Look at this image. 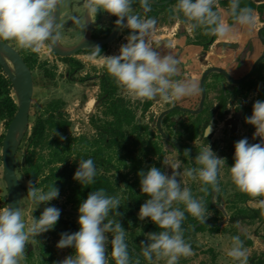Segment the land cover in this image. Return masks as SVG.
<instances>
[{
	"label": "clouds",
	"instance_id": "clouds-1",
	"mask_svg": "<svg viewBox=\"0 0 264 264\" xmlns=\"http://www.w3.org/2000/svg\"><path fill=\"white\" fill-rule=\"evenodd\" d=\"M137 0H82L85 9L83 18L73 15L70 19L84 31L88 23L100 13L116 17L115 25L120 30H128L126 43L122 44L119 54L101 56V48H93L92 58L98 59L122 88L126 97L141 102L183 100L198 95L201 91L197 82L173 79L178 71L180 60L171 52H163L159 45L154 46L151 39L155 30L154 18H141L135 14ZM219 0H176L175 13L189 31L203 28L206 34L225 38L233 34L237 27L251 30L255 25L253 10L242 7V0H228L226 21L217 9ZM149 0H144L145 6ZM64 0H0V41H15L22 48L34 53L40 52L47 43L55 47L59 41L61 24L56 13ZM245 122L255 128L253 138L259 143H249L242 138L234 144L233 164L229 167L230 177L236 188L251 197H264V100L253 104L252 114ZM211 123L204 132V138L210 135ZM65 139L55 128L51 137ZM50 137V138H51ZM176 150V149H175ZM184 155L191 157L189 150ZM198 167L184 171V175L202 184L200 191H219L218 176L225 158L213 151L210 144L195 156ZM170 168L167 174L156 166L146 171L140 170L141 193L147 199L141 205L138 219H149L159 232L145 233L141 241L139 255L154 264L165 260L166 264H179L181 257L193 254L192 247L184 239L182 223L185 212L204 222L211 215L202 198H195L190 188L183 186L180 178L181 161H163ZM97 167L92 158L79 159L73 179L83 187L95 183ZM179 177V180L177 179ZM58 187L50 185L48 189L38 190L29 181L27 196L34 211L41 205H48L59 197ZM264 205V199L260 200ZM183 204L184 208L174 207ZM121 201L108 195L103 188L88 194L78 208L79 230L74 233H61L56 244L58 249L71 248L73 253L56 264H108L107 251L111 245V256L115 264H131L129 244L126 242V230L120 220L108 219L113 210L119 217ZM207 214V216H206ZM61 210L54 205L45 207L39 217L33 215L26 223L20 207L9 203L0 208V264H20L30 239H37L44 233L54 230ZM111 234L109 238L108 234ZM227 255L240 264H247V250L239 235L232 237V245Z\"/></svg>",
	"mask_w": 264,
	"mask_h": 264
},
{
	"label": "trees",
	"instance_id": "trees-1",
	"mask_svg": "<svg viewBox=\"0 0 264 264\" xmlns=\"http://www.w3.org/2000/svg\"><path fill=\"white\" fill-rule=\"evenodd\" d=\"M142 1L137 0L135 5L140 6ZM218 3L223 7H228V0H219ZM175 4L176 0L168 5H151L150 7H155L156 10L151 11L150 16L157 15L162 10L166 11L167 15H171L174 13V10L170 6H175ZM241 6L254 9L255 3L253 0H242ZM259 10L260 12L264 11V4L259 6ZM202 34L203 36L206 34L204 29ZM210 36L212 37V35ZM23 57L31 71H34L36 57L33 54L30 56L24 55ZM60 58L67 62L72 67V70L80 69L83 66L81 61L75 60L72 57ZM42 69L46 76H52V73L48 69H44L43 67ZM102 72L100 76V94L98 96V107L101 109L100 116L97 115L96 118L92 116L90 119L91 124L97 132V137L89 140L85 137L76 139L69 135L66 136V128L70 125V122L62 118L60 108L64 105V101L60 99L53 100L49 103L48 108L50 110L47 117L43 118L41 115H37L32 123L29 134L22 141L24 146L21 155L22 163L20 167L16 163V170L18 176L31 181L35 187H40L42 190L46 191L53 184L59 188L60 192L68 190L67 202L75 210L79 208L80 203L87 198L90 192L101 188L108 195L118 197L121 201L118 211L123 213V215L119 217L113 210L109 213L108 219L120 220L126 230V235L132 238V240L126 238L130 249L131 264H147L143 257L139 255L141 249L140 243L146 239L142 234L159 232L162 229L158 228L149 219L144 221L138 219L139 209L147 199V196L141 193L138 172L140 170L146 171L151 166V164L144 162L143 157L161 155V148L156 142L152 141V137L155 135L153 131H150L149 126L137 122L136 111L129 105V101L118 93L119 86L115 79L108 74L106 68L103 67ZM147 106L148 104H146L145 108ZM16 109L15 99L12 96L11 82L4 75L0 66V121L5 120L6 127ZM53 128L59 133L61 132L60 130H65L63 133H60L65 139L61 140L57 136L51 137ZM190 134L189 137L193 138L196 132ZM3 137L4 134L0 135V148ZM76 141H78L77 144H75ZM19 151L20 148L18 153ZM73 153H75V158L73 161H69ZM88 158H92L95 161L97 176L94 184L83 187L73 179V176L78 167L79 159ZM114 160H116V163H114ZM153 165L161 169L159 162H155ZM121 169L127 171L122 172L120 171ZM130 174L134 175L132 179L129 178ZM201 186L202 184L200 188ZM22 188L24 191L23 185ZM200 188L197 193L198 195L194 197L198 199L202 198L208 208L219 211L210 200L213 192L211 186H209L208 193L201 192ZM241 196L244 197L243 201L250 199V196L244 195V193ZM183 208L184 206L181 207V209ZM41 213L42 211L39 210L33 211V215L36 217H39ZM262 214L264 215V209L238 210L234 216L229 217V221L237 223L239 219H244L245 216L254 219ZM262 220H264V217H262ZM199 221V219L192 218L190 214L185 212V219L182 223L183 235L185 241L191 246L193 244L188 240V236L190 235L188 230H191ZM217 221L215 218L213 221L215 223L213 224L203 222L200 226L196 227L194 233L204 231L207 228L211 232H219L220 225L216 223ZM134 228L140 229L139 235L133 233L132 230ZM78 230L79 224L77 222L60 217L54 230L47 233L53 237L60 238L61 233H74ZM108 234L111 236L110 233ZM106 254L108 264H115L111 256L110 243ZM39 264L54 263L49 258L48 260L43 259Z\"/></svg>",
	"mask_w": 264,
	"mask_h": 264
},
{
	"label": "rangeland",
	"instance_id": "rangeland-1",
	"mask_svg": "<svg viewBox=\"0 0 264 264\" xmlns=\"http://www.w3.org/2000/svg\"><path fill=\"white\" fill-rule=\"evenodd\" d=\"M67 2V1H66ZM66 8V4H63L61 7L62 9ZM77 11V10H76ZM106 16H102V20ZM102 22V21H101ZM66 27L65 21L63 22V26L60 29V36L64 42H72L76 39L78 35L77 32H73V36L69 35L68 33L64 32ZM201 28H198L194 31L193 34H196L200 31ZM128 35V30L121 31L120 35L113 41L116 43V49H120V46L126 43V37ZM13 42L15 48L21 51L22 56L28 55L30 56L33 54L36 57V64L35 69L32 71L33 73V80H34V94L33 100L31 105L30 111V130L33 121L35 120L37 115H41L43 118L47 117L49 103L53 100L60 99L64 101V105L60 108L62 113V118L69 121L70 125L66 128V136H72L76 139L80 137H85L89 139L90 136L94 135V129L90 124H87V119L96 115H100V108L98 107L99 104V94H100V76L102 75L103 67L101 66L100 62L97 59L92 58V53H87L86 51H82L76 55H74L75 60L82 61L83 66L80 69L72 70L71 66L63 61L60 57L56 56L51 50L48 44L46 43L44 47L41 48L40 52L34 53L31 50L22 49L20 48L15 41ZM112 42V43H113ZM109 45V44H108ZM119 45V46H117ZM106 53V51H105ZM104 53V54H105ZM119 54V51L117 52ZM24 54V55H23ZM112 54V53H111ZM110 54V55H111ZM117 55V54H116ZM104 56V55H103ZM48 69L52 76L48 77L44 74L43 69ZM119 94L124 95L122 88L119 86ZM12 96L13 93H12ZM125 96V95H124ZM91 97H96L97 107L88 106L87 102ZM126 97V96H125ZM132 102V105H136L140 100L134 99L130 96L126 97ZM158 103L160 99H157ZM155 103V109L160 108V104ZM164 102H162L163 105ZM131 106V103H130ZM87 107V109H85ZM90 109V110H89ZM234 110V108H233ZM99 111V112H98ZM148 118H141L140 121L148 122L150 125V129L155 132V140L157 143L160 144L162 149H164L166 142L164 139L160 138L158 131L155 127V114L147 113ZM226 114H230V118H227ZM235 115H238L236 109L232 112L230 109L222 115V117L217 116V120H212L215 128L217 129L216 136H220L219 142L214 144V142L206 141L202 142V145L205 147L210 144L211 148L214 152H216L220 157L225 158L226 163L223 164L220 168L219 177L221 178V187L218 198L215 197V200L221 204H225L227 208L230 209L228 205L227 199L232 195V191H235L234 183L230 177L229 167L233 164V154H234V144L242 138H248L249 143H259V138H253L254 130H248L246 127L243 129L237 128V130L231 132L228 130L229 124H239V121L234 122ZM229 116V115H228ZM204 116H202L203 118ZM178 120L176 124L172 127L174 130V138L177 141H186L188 140V134L182 132V135H178L181 131L182 126L180 125V121H185L190 119L189 116H184L181 114H177L176 117ZM211 119V117H210ZM238 119V117L236 118ZM219 121V122H218ZM89 123V121H88ZM163 128V127H162ZM224 130H222V129ZM6 130L5 120L0 121V135L4 134ZM29 130V132H30ZM60 133H63L65 130H60ZM165 131V130H164ZM221 131V132H220ZM159 134V133H158ZM56 137V136H55ZM76 141L75 144H77ZM200 142L199 138H196L194 141V145H198ZM23 143L20 147V151L17 154V166L20 167L22 163V152H23ZM75 147V145H74ZM46 152V150H44ZM43 151V152H44ZM1 152V148H0ZM46 157V155H45ZM75 158V153L72 154L69 161H73ZM186 162H183L180 154L177 152H168L165 149L163 150V155L160 157H156L157 162L161 165V170L165 171L167 174H171V169L167 168L163 165V161L174 162L177 159L181 161L180 166V178L183 182V186L188 187L191 189L193 195L199 190L200 181L199 180H192L184 175V171L191 167H197L195 163V159L187 157ZM155 161V160H153ZM116 163V160H114ZM102 170V169H101ZM122 172L127 170L121 169ZM130 179L134 175H129ZM21 180V184L23 185L24 189V197L22 200V213L26 223H30L33 217V205L31 204L28 196L27 191L29 187V180L25 179L22 176H19ZM219 178V179H220ZM179 180V177H177ZM34 185V183H32ZM38 190H41L40 187H36ZM7 188L5 185V181L3 178V167L2 161H0V208L6 207V198H7ZM26 192V194H25ZM121 194V193H120ZM67 195L68 190L60 192L59 197L50 202L48 205H41L37 210L43 211L45 207L50 205H54L55 207L61 210L60 217L63 219H68L77 222L78 221V208L75 210L70 203L67 202ZM212 201V200H211ZM213 202V201H212ZM144 203V202H143ZM183 204H174V207H181ZM211 215L207 217L206 220L214 221V219H218L217 222L223 220L224 216L219 211L209 209ZM221 211V210H220ZM222 212V211H221ZM231 214V213H230ZM207 216V214H206ZM190 217L195 218L190 215ZM229 217V212H228ZM147 219V218H146ZM145 219V220H146ZM198 219V218H197ZM78 223V222H77ZM219 232H211L208 228L204 231L199 232H192L190 231V235L188 236V240L193 244L192 251L193 254L189 257H181L179 260V264H229L228 262L231 261L230 258H223L225 254H227V246L232 244L231 240V231H240L237 226L231 224V222H225L224 224L220 225ZM134 234L139 235L141 232L139 228H134ZM145 234V233H144ZM142 234L144 237L145 235ZM242 233H240L241 235ZM142 237V236H141ZM126 238L132 240L129 235H126ZM60 238L53 237L51 234L44 233L41 236L37 237V239H30L29 242L26 244L25 253L23 258L20 261V264H39L40 261L43 259L51 258L52 262L56 264L58 261H62L68 255L73 253V249L65 248V249H58L56 247L57 242ZM139 239V238H138ZM132 242V241H131ZM229 243V244H228ZM212 250V252L210 251ZM218 251V252H217ZM214 256H213V255ZM221 261V263H220ZM154 264H166V261L161 259L154 262Z\"/></svg>",
	"mask_w": 264,
	"mask_h": 264
},
{
	"label": "crops",
	"instance_id": "crops-1",
	"mask_svg": "<svg viewBox=\"0 0 264 264\" xmlns=\"http://www.w3.org/2000/svg\"><path fill=\"white\" fill-rule=\"evenodd\" d=\"M253 1L255 3V0H253ZM170 8L174 10L175 6L172 5V6H170ZM227 8L228 7H223V6L219 5V3L217 4V9L220 12L221 16L226 21L230 22V17L227 15ZM155 10H156L155 7H149L146 14L144 16H142L141 18H154L156 20L155 30H154L152 37H151L154 46H156L158 44L159 49L161 51L171 52L174 56H176L180 60V63L177 66L178 71H177L175 77H173V79L192 80V81L197 82L199 86H200V80H201V76H202L203 71L207 67H209L210 65L220 66V67L228 70L235 77H239L241 72L239 73L238 71H236L234 69V60L238 57V55L240 53V49L243 46L244 42L248 38L254 39L256 37L258 29L262 25H264V23H263L264 20L261 19L262 21L260 22L257 19V13H256L257 11H256V5H255V8L252 9L253 15L255 17L254 28L249 30L247 28L241 29V28L237 27L235 29V31L233 32V34H231L230 36L225 37V38L215 37L213 42L210 43V41H211L210 39L212 37L209 34H205L203 36V34H202L203 29L202 28L200 29V31L198 33L193 34L194 31L188 30L185 23H183L181 21V19L178 18V14L175 13V11L173 14L167 15V12L162 10L157 15L150 16L151 15L150 12L155 11ZM222 42L239 43L240 47L236 48V49H234V48L232 49V48H228V47L219 46L218 43H222ZM10 44H12L11 41H10ZM117 46H119V45H117ZM255 46H256L255 55H257L258 53L261 52L262 49L257 42L255 43ZM115 47H116V43H114V42L110 43L106 47V53L101 54V56H103V55L104 56H110L111 53H112L111 55L118 54L117 52L119 51V49L117 51V49ZM97 61H99V60L97 59ZM260 85H261V83H260ZM205 88H206V98L204 101V106H203V109L201 110V112L197 113V114H190L187 112H183L182 110H180L177 107L188 108V109L198 108V105H199V102L201 99V91L198 95H195V96H192L189 98H184L183 100H179V101L172 100V101L164 102V101L160 100V102L158 103L157 99L159 97H157L155 100H151V101H146V102L139 101L135 106L132 105V102L129 99V105L131 103V107L136 111L135 113H136L137 122L140 124H143V125H148V126L150 125L148 122L140 121V119L142 117L146 118V119L149 117L147 113L155 114L154 116L157 119L158 115L162 111H164L166 109H171V111L162 118L161 125L163 127L162 128L163 131L165 130L164 132L166 134H170L172 136V138H174V134H173L174 130L172 129V127L176 124V122L178 120L177 118H175L177 114L178 115L181 114V115L190 117V119L187 120V122L180 121L181 122L180 125L182 126L183 129H181V131L178 133L179 136L182 135L183 134L182 132H184V131H185V133L191 135L190 133H193L194 131H196L195 130V129H197L196 126H199L201 124L202 125H205L207 123L212 124V120L214 121L217 118V116H219V119H220V117H222V115L225 114V112L229 109L232 112L235 109H236V111H238V115H235V120H233V121L234 122L239 121V124L237 123V124L226 125V127L228 126L227 127L228 130H231V132H233V131L237 130V128H239V127H240V129L245 128V126H246L245 116L248 115L249 112L248 113L246 112L245 113L246 115H244L242 110H244V112H245V111H247V109L250 110V107L245 106L244 103L243 104L239 103L236 107L227 106V102H226V105L222 104L224 101L222 102L221 99L227 101V99L225 97L226 94L224 93V90L215 91V89L212 87L210 77L206 78ZM260 88L263 89V86L261 85ZM216 92H219L218 96L216 95ZM261 94L262 95L264 94V89L261 92ZM261 94H260V98H261ZM120 95L123 96L126 100H128L124 95H122V94H120ZM255 97H256V94H255ZM261 100H264V98L262 97ZM162 102H164L163 105H162ZM228 102H230L229 99H228ZM95 103H96V97H91L89 99V101L87 102L88 106L97 107V105H95ZM155 103H158V104L161 103L160 104L161 107L158 108V106H157V108L155 109V106H156ZM146 104H148V106L145 108ZM233 108H234V110H233ZM85 109H87V107H85ZM100 111H101V109H100ZM240 115L244 116V117L242 118V117H240ZM98 116H100V115H98ZM202 116H204V117L202 118ZM226 116H227V118L231 117L230 114H226ZM210 117H211V119H210ZM237 117H238V119H236ZM90 119H91V117L88 118L86 122H87V124H90L92 126L95 133H94V135L89 137V140L97 137V132H96L94 126L91 124ZM88 121H89V123H88ZM155 127H156V120H155ZM149 129H150V127H149ZM156 130H157V128H156ZM222 130H224V129H222ZM150 131H153V130L150 129ZM190 131H193V132H190ZM215 132L217 133V129H215ZM158 133H156V134L159 135V137L162 139V136ZM196 133H197V131H196ZM216 133H215V135H216ZM154 135H155V132H154ZM189 135L187 136L188 138H189ZM155 138L156 137L153 136L152 141L157 143ZM174 139L177 141L176 138H174ZM157 144L161 148V155L143 157L144 162L151 164V166H153V163L157 162L156 157H160L163 155L162 147L160 146L159 143H157ZM153 160H155V161H153ZM130 175L132 176V174H130ZM219 178L220 177L218 176L219 185L221 187V178L220 179ZM219 190H220V188H219ZM219 192L220 191H216V193L214 195V201L216 204V208L219 210L220 213H222L220 211V209L218 208L217 204L223 206L225 211L227 212V214L229 212V217L234 216V214L238 210L244 211L246 209H264V205H262L260 203V200L264 199V197H251L249 195L250 199L243 201L244 197L241 196V194H243V192H240L237 188H235V191H232L233 192L232 195L229 197V199H227L228 205L230 206V209H229L225 206V204L219 203L217 201V199L215 200V197L218 198V195H220ZM212 194H211V196H212ZM195 195H198V194H195ZM244 195H248V194L244 193ZM211 196H210V198H211ZM223 216H224V214H223ZM229 217H228L226 222H230ZM262 217H264L263 214L259 215L257 218H254V219H251L250 217L245 216L244 219H239L237 223L231 222V224H234L240 230V231H234V230L231 231V240H232L233 236L239 235L240 238L244 241V246L247 250V264H264V220H262ZM220 222H217V224L221 225ZM240 233H242V234L240 235ZM231 245L229 244L227 246L228 247L227 250H229ZM210 251L212 252V250H210ZM223 258H227V259L230 258L231 261L228 262L229 264H240V262H238V261H233V259L231 257H229L227 254H225L220 259L222 260ZM220 263H221V261H220Z\"/></svg>",
	"mask_w": 264,
	"mask_h": 264
},
{
	"label": "water",
	"instance_id": "water-1",
	"mask_svg": "<svg viewBox=\"0 0 264 264\" xmlns=\"http://www.w3.org/2000/svg\"><path fill=\"white\" fill-rule=\"evenodd\" d=\"M174 0H149V3L147 6L144 4V0L142 1V4L140 7L135 10V14L142 17L146 14L148 8L150 5L154 6H162V5H168ZM85 15V11H84ZM57 19L60 21L61 17V8L56 13ZM264 25H262L257 32V37H259L260 41L264 44ZM121 30L115 25L114 28L111 30V32L105 36V37H97L94 38L92 36V30H91V23H88L86 27V32L84 36L75 44L73 45H64L59 38V41L55 47H50V50L59 57H68L76 52L83 50V49H91L92 47L99 46L102 47L104 45L112 43L116 37L119 35ZM214 36L210 39V43L213 42ZM219 46L222 47H228V48H238L237 44L234 43H227L222 42L218 43ZM255 50L256 46L254 45L251 50V56L250 59H253L255 56ZM105 53V51H103ZM102 53V54H103ZM264 57V51L263 54L260 55V57L255 62V65ZM239 61H242V58L239 59ZM0 66L2 69V72L4 75L10 80L12 85V93L13 97L15 99V103L17 106L16 112L14 113L12 119L8 123L6 130L4 132V137L2 140L1 145V161H2V167H3V178L5 181V185L7 188V198H6V206L9 203L15 204V206H19L20 209H22V200L24 197V191L22 188L21 180L17 174L16 170V163H17V154L18 150L22 144V141L24 140L25 136L29 134L30 130V111H31V105L33 100V94H34V80H33V73L30 69V67L27 65V63L24 60V57L22 54L9 42L6 41H0ZM223 76L225 78H231L228 71L220 66L217 65H210L207 67L201 76L200 80V89H201V99L198 105V108L196 109H188V108H181L177 107L183 112H187L190 114H197L200 113L204 106V101L206 98V88H205V81L207 77L211 78L212 87L219 86L220 84V76ZM233 80V79H232ZM242 79L237 80L236 82L242 81ZM171 111V109H166L162 111L157 119H156V128L159 132V134L164 138L167 137L166 133L162 129V118L168 114ZM216 191L214 190L211 200L214 201V195ZM218 208L222 211L224 214V219L220 222V224H224L228 219V214L225 211L224 207L217 204ZM202 222H199L196 226H194L191 231H195L196 227L199 226ZM111 237L109 234H106Z\"/></svg>",
	"mask_w": 264,
	"mask_h": 264
},
{
	"label": "flooded vegetation",
	"instance_id": "flooded-vegetation-1",
	"mask_svg": "<svg viewBox=\"0 0 264 264\" xmlns=\"http://www.w3.org/2000/svg\"><path fill=\"white\" fill-rule=\"evenodd\" d=\"M263 3H264V0H255L257 19L260 22L262 20H264V11L260 12V10H259V6L262 5ZM64 4H66V8L61 10L60 24L63 26V22L65 21L66 27H65L64 32L68 33L71 36H73V34H71V33L77 32L78 35L76 36V39L74 41L67 43V42H64L62 40V38L60 36V30H59V38H60V41L64 45H73V44L77 43L84 36L86 29L84 31H82L70 19V17L75 15L77 17L83 18L85 9L83 7L82 0H64ZM139 7L140 6L134 5V10H137ZM104 15L106 17L102 20V16H104ZM115 20H116V17L110 16L106 13L98 14L97 17H94L92 19V22H91L92 36L94 38L107 36L111 32V30L114 28ZM263 23H264V21H263ZM62 26H61V28H62ZM120 33H119V35H120ZM263 35H264V31H263ZM6 42L10 43V41H6ZM256 42L260 45L262 50L260 53L255 55L253 57V59L249 60L250 56H251L252 47L255 45ZM234 44H237L238 48L240 47L239 43H234ZM11 45L14 46L13 42ZM107 46H108V44L100 47L102 50L101 54L103 53V51H106ZM234 49H236V47H234ZM82 51H86L87 53H92L93 50L83 49V50H80V51L76 52L75 54L68 56V57L74 58V55H76ZM263 51H264V44L260 41L259 37H257V34H256V37L254 39L248 38L244 42L243 46L241 47L238 57L234 60V69L236 71H238L239 73L241 72L240 76L235 77L233 74H231L227 70L233 80L231 78L228 79V78H225V77L219 75L221 78L220 84H219V86L217 85L214 87L215 91L224 90V93L226 94L225 97H226L227 101L221 99L222 102L224 101L222 104L226 105V102H227V106L236 107L239 103H242V104L244 103L245 106L250 107V110L247 109V111H245V112H244V110H242L244 115H246L245 114L246 112L247 113L249 112V114L246 115L245 118L252 114V107H253V104L255 103V101L261 100L262 97L264 98V94L263 95L261 94V92L264 89V57L253 68L257 59L260 57V55L263 54ZM19 52L22 53L21 51H19ZM240 58H242V61H239ZM242 78H243L242 81L236 82L237 80H240ZM260 83L263 86V89L260 88V86H261ZM254 93L256 94V97H255ZM260 94H261V98H260ZM216 95L218 96L219 92H216ZM228 99L230 102H228ZM240 117L243 118L244 116L240 115ZM209 124L210 123H207L205 125L201 124L199 126H196L197 129H195V130L197 131V133H196L195 137L194 138L189 137L188 140H186V141H176L174 138H172V136L170 134H166L167 137H169L168 139L162 137L164 139V141L166 142L164 149L166 151H169V152L175 151L178 154H180V157H181L183 162H188V161H186V159H188L187 156L184 155V150L188 149L190 156H191L190 158L195 159V156L198 155V152L201 151L203 148H205V146L202 145V142L204 143L206 141H210V142H214V144H217L219 142L220 136L217 137L215 135V133H216L215 129L216 128H215L213 123L211 124L212 130H211L210 135L207 136V139L204 138V132H205V130ZM245 127L248 130H250V129L255 130V128L253 126H251L247 123H246ZM196 131H194V132H196ZM190 132H193V131H190ZM196 138L200 139V142H198V145L193 144ZM196 166L198 167V165H196ZM200 185H201V182H200ZM200 185H199V188H200ZM218 185H219V180H218ZM197 193H198V191L195 194H197ZM193 196H195V195H193ZM210 200H211V198H210ZM212 203L216 206V204L214 202H212ZM182 206H184V205H182ZM208 209H213V208H208ZM199 222H201V221H199ZM199 222H197V224ZM204 222H206L208 224L215 223V222L210 221V220H205ZM196 225H194V226H196ZM188 231L190 232L191 230H188Z\"/></svg>",
	"mask_w": 264,
	"mask_h": 264
}]
</instances>
